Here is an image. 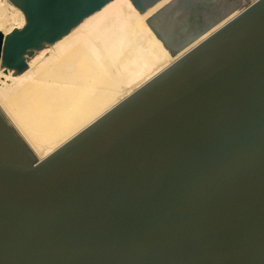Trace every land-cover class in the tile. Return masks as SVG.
<instances>
[{
	"label": "water",
	"instance_id": "95a60500",
	"mask_svg": "<svg viewBox=\"0 0 264 264\" xmlns=\"http://www.w3.org/2000/svg\"><path fill=\"white\" fill-rule=\"evenodd\" d=\"M10 1L25 23L0 30V64L20 72L109 0ZM216 5L146 21L177 53ZM0 264H264V0L41 158L0 107Z\"/></svg>",
	"mask_w": 264,
	"mask_h": 264
},
{
	"label": "bare ground",
	"instance_id": "6f19581e",
	"mask_svg": "<svg viewBox=\"0 0 264 264\" xmlns=\"http://www.w3.org/2000/svg\"><path fill=\"white\" fill-rule=\"evenodd\" d=\"M163 1L140 12L131 0H109L62 37L27 54L22 71L0 64V107L38 158L254 0H215L219 18L177 53L163 44L144 15ZM5 3L12 11L0 4L4 33L25 23L21 10L10 0Z\"/></svg>",
	"mask_w": 264,
	"mask_h": 264
},
{
	"label": "rangeland",
	"instance_id": "374dc122",
	"mask_svg": "<svg viewBox=\"0 0 264 264\" xmlns=\"http://www.w3.org/2000/svg\"><path fill=\"white\" fill-rule=\"evenodd\" d=\"M165 1H167V0H164L163 2H161V3H159L155 8H152V10H150V11H148V12H145L144 13V15H145V18H148V16L156 9V8H158L159 6H161ZM211 1V0H210ZM0 2H2V3H0V4H4V6H6V11H12V9L9 7V6H7L6 5V3H5V0H0ZM209 2V0H192V4H193V7H192V9H189V10H187V12H185V13H183L182 15H179V17L180 18H184V17H187V16H189L190 18L191 17H194L196 14H199V13H201V8L202 7H204L203 6V4L204 3H208ZM8 9V10H7ZM1 84V83H0ZM19 131V130H18ZM20 132V134L22 135V136H24L23 135V133L21 132V131H19ZM25 133V132H24ZM35 152V151H34ZM46 153V152H45ZM36 154V153H35ZM37 155V154H36Z\"/></svg>",
	"mask_w": 264,
	"mask_h": 264
}]
</instances>
